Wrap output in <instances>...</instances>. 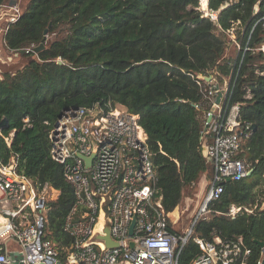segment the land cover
<instances>
[{
    "label": "trees",
    "instance_id": "obj_1",
    "mask_svg": "<svg viewBox=\"0 0 264 264\" xmlns=\"http://www.w3.org/2000/svg\"><path fill=\"white\" fill-rule=\"evenodd\" d=\"M17 1L0 0V16L13 14L2 5L19 7ZM20 8L3 27L6 49L24 60L0 70V120H8L0 130V157H15L18 172L58 190L47 203L45 236L61 263L79 264L70 261L72 236L63 229L73 187L50 154L49 130L61 111L110 100L138 114L157 194L166 212H177L183 190L201 174L213 175L204 150L212 133L202 119L211 103L197 83L199 75L213 74L220 87L227 82L241 121L255 125L239 154L251 173L223 182L192 236L242 235L251 249L248 264H255L264 242V0H207L215 20L199 0H27ZM233 43L235 55L229 54ZM232 204L241 207L234 215ZM199 251L189 239L179 263L190 264Z\"/></svg>",
    "mask_w": 264,
    "mask_h": 264
},
{
    "label": "built area",
    "instance_id": "obj_2",
    "mask_svg": "<svg viewBox=\"0 0 264 264\" xmlns=\"http://www.w3.org/2000/svg\"><path fill=\"white\" fill-rule=\"evenodd\" d=\"M8 6L13 13L8 22H13L20 10L17 4L4 7ZM203 12L216 19V12L207 8ZM212 77L213 74L199 75L197 83L203 98L211 103L202 119L212 133L204 150L213 175L197 214L183 232L171 230V212L164 210L161 195L157 194L152 152L138 114L110 100L61 111L48 136L51 157L62 165L74 191V203L63 224L72 236L71 262L180 264V251L192 238L200 251L190 264H248L251 249L242 235L227 239L214 235L212 240L192 236L197 218L206 214L208 204L220 197L223 182L248 175V164L239 154L252 133V124L241 121L238 102L229 103L226 108L227 85L220 87ZM220 91L224 95L217 103ZM9 136H4L8 142ZM46 188L56 195L51 196ZM57 194L58 190L49 184L40 188L32 178L18 172L15 157L7 162L0 157V214L7 221L0 230V264H18L8 259L9 239L19 245L22 264H56L59 249L45 236V221L47 203ZM240 209L232 204L229 214ZM106 223L113 245L97 236L105 233ZM263 255L264 247L255 264H263Z\"/></svg>",
    "mask_w": 264,
    "mask_h": 264
},
{
    "label": "rangeland",
    "instance_id": "obj_3",
    "mask_svg": "<svg viewBox=\"0 0 264 264\" xmlns=\"http://www.w3.org/2000/svg\"><path fill=\"white\" fill-rule=\"evenodd\" d=\"M27 2V0H18L17 3L19 5V8H22V5H24ZM5 12L11 13L12 10H10L9 6L4 7L5 5H2ZM20 8V9H21ZM207 7H202V2L199 0V9L205 10ZM8 15H2L0 16V70L4 67L8 66H16L19 67L22 65V61L24 58L22 56L18 55H11L8 50L5 47L3 35H4V25L6 21H10V18ZM234 28H238V26H235L231 29V37L234 38ZM239 49V46L237 43H233L232 47L229 49V54L235 55ZM227 85V82L225 83ZM209 177L206 175V173H203L200 175L199 179L195 181L192 184V189H188L186 187L183 190V196L181 199V202L178 204V206L175 208L178 211L174 212L170 215V223H171V229L175 232H183L185 228H187L191 222V219L197 214V209L199 207V204L202 201V197L204 193L209 188ZM47 193H49L51 196L56 195V192L51 191L49 188L45 189ZM173 212V211H171ZM207 214V212H206ZM8 247L9 249L12 248H19V245L13 240H8Z\"/></svg>",
    "mask_w": 264,
    "mask_h": 264
},
{
    "label": "water",
    "instance_id": "obj_4",
    "mask_svg": "<svg viewBox=\"0 0 264 264\" xmlns=\"http://www.w3.org/2000/svg\"><path fill=\"white\" fill-rule=\"evenodd\" d=\"M46 33H47V29L44 30V35H45V36H46ZM43 46H44V45H43V39H42L41 42H40V44L35 48V50L38 51V50H40ZM206 79H208V77H207ZM227 93H228V90H227ZM227 93H226V94H227ZM223 95H224V94L220 91V92L217 94L215 101H216L217 103L220 102V99H221V97H222ZM226 97H227V102H226V105H225V106H226V108H227L228 105H229V103H230V96H229V93H228V95H226ZM225 110H226V109H225ZM61 114H62V113L59 114V117L61 116ZM7 123H8V120H7L5 117H3V118L0 120V129H1L2 127L6 126ZM252 128L255 129V125H254V124L252 125ZM87 161H88V163H89L90 158L87 159ZM250 173H251V170H248V174H250ZM227 180H230V179L228 178ZM6 222H7L6 219L0 214V230L5 226ZM133 223H134V221H133V222L131 223V225H130V229H129L130 234L132 233V226H133ZM104 231H105L104 234H98L97 236H98L99 238L104 239V240L107 242V244H109V245H113V240H112V238H111V236H110V233H109V225H108L107 223H106V226H105ZM260 245H261L262 247H264V242H260ZM21 258H22L21 251H19V250H17V249H15V250H10L9 253H8V259H9L10 261H12V262H15V263H18V264H22V262L20 261ZM262 263L264 264V255H263ZM56 264H62V263H61V261L58 259V260L56 261Z\"/></svg>",
    "mask_w": 264,
    "mask_h": 264
},
{
    "label": "crops",
    "instance_id": "obj_5",
    "mask_svg": "<svg viewBox=\"0 0 264 264\" xmlns=\"http://www.w3.org/2000/svg\"><path fill=\"white\" fill-rule=\"evenodd\" d=\"M212 81H213V82H217L216 77H215L214 75H213V77H212ZM173 211H174V210H173ZM171 214H173V213L171 212ZM200 216H201V215H200ZM200 216H199V217H200ZM199 217H198V218H199ZM193 218H194V217H193ZM193 218H192V219H193ZM192 219H191V221H192ZM15 249L18 250V248H12V249H10V250H15ZM10 250H9V251H10Z\"/></svg>",
    "mask_w": 264,
    "mask_h": 264
},
{
    "label": "bare ground",
    "instance_id": "obj_6",
    "mask_svg": "<svg viewBox=\"0 0 264 264\" xmlns=\"http://www.w3.org/2000/svg\"><path fill=\"white\" fill-rule=\"evenodd\" d=\"M202 2V7H205L206 6V0H201ZM175 211H173L172 213H174ZM102 225L101 222H99L98 226L100 227Z\"/></svg>",
    "mask_w": 264,
    "mask_h": 264
}]
</instances>
